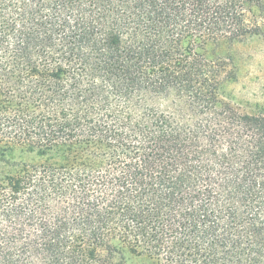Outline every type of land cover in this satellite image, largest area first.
<instances>
[{"label": "trees", "instance_id": "1", "mask_svg": "<svg viewBox=\"0 0 264 264\" xmlns=\"http://www.w3.org/2000/svg\"><path fill=\"white\" fill-rule=\"evenodd\" d=\"M245 4L0 0V264H264Z\"/></svg>", "mask_w": 264, "mask_h": 264}, {"label": "rangeland", "instance_id": "2", "mask_svg": "<svg viewBox=\"0 0 264 264\" xmlns=\"http://www.w3.org/2000/svg\"><path fill=\"white\" fill-rule=\"evenodd\" d=\"M248 17L258 21L261 33L231 45L237 65V78L229 86L232 99L241 107L264 105V0H246ZM129 264H141L132 259Z\"/></svg>", "mask_w": 264, "mask_h": 264}]
</instances>
